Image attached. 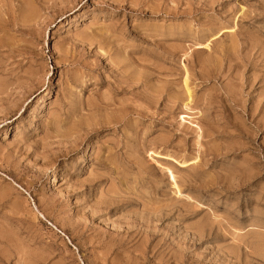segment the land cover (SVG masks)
<instances>
[{"label":"rangeland","instance_id":"374dc122","mask_svg":"<svg viewBox=\"0 0 264 264\" xmlns=\"http://www.w3.org/2000/svg\"><path fill=\"white\" fill-rule=\"evenodd\" d=\"M0 24V264H264V0Z\"/></svg>","mask_w":264,"mask_h":264},{"label":"bare ground","instance_id":"6f19581e","mask_svg":"<svg viewBox=\"0 0 264 264\" xmlns=\"http://www.w3.org/2000/svg\"><path fill=\"white\" fill-rule=\"evenodd\" d=\"M16 1V0H15ZM51 1V0H50ZM48 2V1H47ZM63 4V3H62ZM30 5V4H29ZM43 5V4H42ZM59 5V4H58ZM27 7V6H26ZM7 8V7H6ZM1 9H3V8H1ZM51 9V8H50ZM43 10V9H42ZM53 19V18H52ZM4 20V19H3ZM6 21V20H5ZM48 22V21H47ZM44 24V23H43ZM1 25V24H0ZM45 25V24H44ZM68 24L67 23H65V25L64 26H67ZM35 27H37V26H35ZM7 29V28H6ZM39 31V30H38ZM63 31V30H62ZM36 34V33H35ZM44 36V35H43ZM140 64V63H139ZM115 65V64H114ZM141 65V64H140ZM143 65V64H142ZM121 66V65H120ZM129 66H131V65H129ZM131 72V71H130ZM129 72V73H130ZM186 72V71H185ZM187 73V72H186ZM128 77V76H127ZM127 77H125V78H127ZM185 77V76H184ZM130 78V77H129ZM132 79V78H131ZM216 79V78H215ZM217 80V79H216ZM128 81V80H127ZM132 82V81H131ZM185 88H186V91H187V93H188V97H190L191 96V91H190V89H189V84H188V77L186 76L185 77ZM133 84V83H132ZM130 89V88H129ZM128 89V90H129ZM228 94V93H227ZM225 95V94H224ZM224 95H222V96H224ZM228 98V97H227ZM222 99V98H221ZM187 100H188V98H187ZM190 100H192V99H190ZM193 101V100H192ZM185 104V107H187L188 106V104H189V102L188 103H184ZM190 104H191V102H190ZM188 109V108H187ZM193 111V110H192ZM207 113V112H206ZM182 119H184V118H182ZM182 121V120H181ZM85 122V121H84ZM86 125V124H85ZM199 127H197V129H198ZM200 137V136H199ZM235 147V146H234ZM238 148V147H237ZM235 149V148H234ZM189 163V162H188ZM184 164H185V162H184ZM259 169H261V168H259ZM60 183V179H59V176L58 175H55L54 176V181H53V183L51 184L52 186H58V184ZM172 205V204H171ZM145 210V209H144ZM147 210V209H146ZM162 220V219H161ZM145 221V220H144ZM147 225V224H146ZM132 226V225H131ZM134 226V225H133ZM189 229V228H188ZM191 229V228H190ZM219 229H220V227H219ZM161 232V231H160ZM152 234V233H151ZM165 236V235H164ZM166 238V237H165ZM194 238V237H193ZM166 240V239H165ZM191 240V239H190ZM193 242H194V240H193ZM198 243V242H197ZM172 244H173V242H172ZM260 245H261V243H260ZM144 247H145V245H144ZM258 247H260V246H258ZM187 248V247H186ZM263 248V247H262ZM169 250V249H168ZM263 251H264V248H263ZM167 253V252H166ZM178 256V255H177ZM168 258V257H167ZM170 262V261H169ZM180 262V261H179ZM182 262V261H181Z\"/></svg>","mask_w":264,"mask_h":264}]
</instances>
